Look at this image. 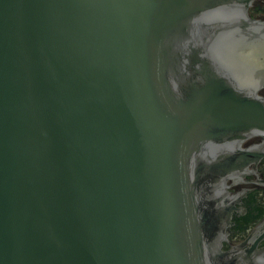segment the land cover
<instances>
[{
    "label": "water",
    "instance_id": "95a60500",
    "mask_svg": "<svg viewBox=\"0 0 264 264\" xmlns=\"http://www.w3.org/2000/svg\"><path fill=\"white\" fill-rule=\"evenodd\" d=\"M252 2L0 0V264H264L223 249Z\"/></svg>",
    "mask_w": 264,
    "mask_h": 264
},
{
    "label": "flooded vegetation",
    "instance_id": "af4514ba",
    "mask_svg": "<svg viewBox=\"0 0 264 264\" xmlns=\"http://www.w3.org/2000/svg\"><path fill=\"white\" fill-rule=\"evenodd\" d=\"M249 16L264 29V0H253ZM237 57L244 62L239 68L244 72L242 86L257 87V95L264 97V42L251 41ZM236 155L239 170L227 180L232 223L223 249L255 248L264 255V130L246 135Z\"/></svg>",
    "mask_w": 264,
    "mask_h": 264
}]
</instances>
